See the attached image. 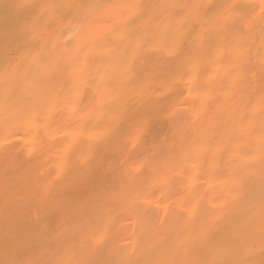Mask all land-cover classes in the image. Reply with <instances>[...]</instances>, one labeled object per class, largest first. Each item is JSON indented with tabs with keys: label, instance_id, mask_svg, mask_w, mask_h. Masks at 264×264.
<instances>
[{
	"label": "snow or ice",
	"instance_id": "1",
	"mask_svg": "<svg viewBox=\"0 0 264 264\" xmlns=\"http://www.w3.org/2000/svg\"><path fill=\"white\" fill-rule=\"evenodd\" d=\"M3 2L15 11L17 44L14 50L4 45L0 71L8 84L26 63L31 87L12 90L19 100L14 110L7 103L4 109L6 258L0 264H96L111 239L112 210L69 208L60 189L86 183L100 154L110 152L124 164L119 188L102 197L109 204L122 200L132 208L147 193L165 195L174 185L190 196L176 244L154 264H264V0ZM176 94L193 100L183 125ZM216 97L238 101L234 117L219 130L200 132L193 117L198 120ZM163 125L167 133L159 130ZM257 132L260 199H248L230 231L214 239L248 196ZM13 137L21 143L13 144ZM60 137L53 159L45 140ZM32 157L37 164L26 168ZM21 173L31 179L21 184ZM141 179L147 181L142 187ZM213 180L223 182L219 199L192 192L201 181V189L213 188ZM206 206L213 213L193 231L187 222ZM53 210L59 223L50 220ZM167 230L160 220L154 247ZM196 246L205 247L204 257L189 259ZM134 252L125 249L114 264H136Z\"/></svg>",
	"mask_w": 264,
	"mask_h": 264
},
{
	"label": "bare ground",
	"instance_id": "2",
	"mask_svg": "<svg viewBox=\"0 0 264 264\" xmlns=\"http://www.w3.org/2000/svg\"><path fill=\"white\" fill-rule=\"evenodd\" d=\"M44 2V0H37ZM61 2H78V0H55ZM97 2H119V0H97ZM181 2L192 3L200 2V0H181ZM215 2V0H213ZM237 2H247V0H237ZM259 2V0H252ZM17 17L14 9L7 2L0 3V69L4 66V45L7 43L14 50L17 40L14 36V29ZM258 35V32H257ZM13 54L14 51H13ZM254 55L256 53L254 52ZM23 63V61H22ZM29 69L26 63L23 64L21 72L11 83L6 84L3 71H0V135L5 131V104L10 110H14V105L19 100V96H12V90L23 91L27 87H31L28 80L25 79ZM180 90H183L182 88ZM6 95L8 99L6 102ZM186 95V93H185ZM195 95V94H194ZM173 102L181 107L177 110L176 119L178 124L183 125L182 119L187 109L193 103L192 99L185 100L184 96L176 94ZM238 101H231L230 97H216L208 102L207 108L200 113L199 119L193 117L195 121L194 127L200 132H213L214 129H221L228 121L234 117V110ZM244 111H247L245 108ZM10 114V113H9ZM256 127H259V116L256 118ZM161 132L169 131L168 125H163L159 129ZM197 133L196 135H198ZM259 133L251 137L253 141L252 150L255 153V159L250 161L255 167L253 168V176L248 178L249 193L245 199V203L234 212L228 223L223 225L215 234L214 239L224 236L230 231V225L238 220L245 211L247 200L259 201L262 188L260 180V147L258 143ZM63 137L55 141L45 140V148L50 156L54 159L61 152V142ZM13 144H20L21 141L17 138H12ZM86 147V146H85ZM150 147V145H149ZM18 151V150H17ZM36 154H34L35 157ZM32 158L33 164L25 165L26 168H34L37 161ZM47 159V157L45 158ZM124 162L116 152L101 153L97 160V165L89 174L86 183L82 185H72L66 182L61 191L66 192L65 198L68 200V207L77 210H87L95 212L101 208H111L113 227L111 239L105 244V247L96 254V264H114V261L123 253L125 249H134V258L136 264H154L155 261L165 257L168 250L176 244L177 236L181 233L185 226L181 214L184 211L182 205L186 204L190 196L185 192V186L174 185L170 190L166 191L165 195L159 192H149L146 194V199H141L135 207L128 208L123 204V201H113L109 204L102 197L110 194L112 191L119 188L120 178ZM3 169L4 161L0 156V207H2V185H3ZM16 179L21 183H27L31 177L26 174H17ZM71 178L69 177V180ZM147 181L141 179L139 186H143ZM202 183V181L200 182ZM200 183L192 189V192L198 193L207 200H216L222 195L223 182L213 180V188H208L207 185L203 189L200 188ZM207 193V195H205ZM159 204V207H157ZM214 209L210 206L204 207L203 211L192 217L188 221V225L193 231L198 230L199 226L204 223L213 213ZM165 213L167 215H165ZM50 220L53 224L59 223L60 214L53 210L50 213ZM160 220H165L168 223V230L161 237V242L157 246H153L152 241L156 239V233L153 229ZM4 229L2 217H0V260L6 257L3 254L4 248ZM206 249L204 246H196L188 254V258L192 260L202 259ZM177 260L182 257H176Z\"/></svg>",
	"mask_w": 264,
	"mask_h": 264
}]
</instances>
